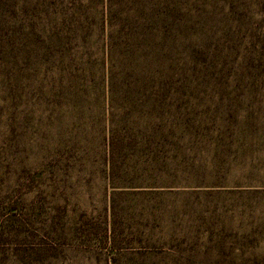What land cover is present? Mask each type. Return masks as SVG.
I'll return each instance as SVG.
<instances>
[{"label": "rangeland", "instance_id": "obj_1", "mask_svg": "<svg viewBox=\"0 0 264 264\" xmlns=\"http://www.w3.org/2000/svg\"><path fill=\"white\" fill-rule=\"evenodd\" d=\"M78 3L102 5L113 21H159L162 31L179 35L175 54L187 57L191 66L190 51L197 45H205L211 54L219 49L220 57L236 67L264 48V40L256 41L264 35V0H0V40L5 37V44L17 46L30 25L59 24L65 19L61 9ZM10 91L0 82L5 110L0 115V264H50V255L59 257L51 264H105V254L96 248L105 228L129 245L140 239L133 234L138 226L141 233L153 228L157 250L181 264H243L255 257L264 261V193L171 188L174 193L166 196L122 195L113 210L112 189L97 152L61 161L55 154L46 156L45 147L54 153L55 146L49 131L58 128H47L36 107L29 120L26 103L21 100L17 110ZM233 98L197 95L184 102L182 108L204 127L213 131L231 126L248 144L235 147L230 165L218 173L210 163L216 153L198 149L191 154L195 170L180 172L177 181L210 183L219 177L229 184L251 179L264 185V97ZM252 121L257 127L254 142L249 136ZM136 209L147 214L141 219Z\"/></svg>", "mask_w": 264, "mask_h": 264}, {"label": "trees", "instance_id": "obj_2", "mask_svg": "<svg viewBox=\"0 0 264 264\" xmlns=\"http://www.w3.org/2000/svg\"><path fill=\"white\" fill-rule=\"evenodd\" d=\"M102 8L72 4L61 9L65 17L61 23L30 25L17 46L5 44V37L0 40V82L10 86L17 110L22 100L29 120L33 118L29 111L36 107L47 128L60 131L67 123L65 131H49L55 146L54 153L45 147L46 156L55 154L61 161L97 152L112 189L113 210L122 195L166 196L174 193L171 188L264 193V185L251 179L233 184L219 177L210 183L177 181L180 172L189 175L195 170L191 154L198 149L216 153L210 163L218 173L230 165L235 147L248 144L241 131L231 126L212 131L182 106L197 95L234 96L231 101L263 98V46L257 57L250 54L246 64L236 67L220 57L219 49L211 54L205 45H194L191 66V60L175 54L179 38L175 30L162 31L159 21L152 19H147L151 24L140 19L113 21ZM258 40H264V35L256 36ZM3 111L0 104V115ZM249 125L254 142L257 127L253 121ZM45 135L49 138L48 131ZM144 213L136 209L141 219ZM153 230L141 233L138 226L133 234L140 236L139 241L127 245L119 243L115 230L109 235L105 228L96 248L105 254V264H181L157 250ZM143 236L149 242L144 243ZM47 258L50 264L59 259L57 255ZM257 259L243 264H264Z\"/></svg>", "mask_w": 264, "mask_h": 264}]
</instances>
